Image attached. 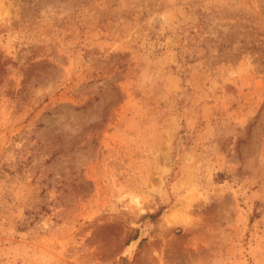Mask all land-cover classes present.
Segmentation results:
<instances>
[{
  "label": "rangeland",
  "instance_id": "rangeland-1",
  "mask_svg": "<svg viewBox=\"0 0 264 264\" xmlns=\"http://www.w3.org/2000/svg\"><path fill=\"white\" fill-rule=\"evenodd\" d=\"M0 264H264V0H0Z\"/></svg>",
  "mask_w": 264,
  "mask_h": 264
}]
</instances>
